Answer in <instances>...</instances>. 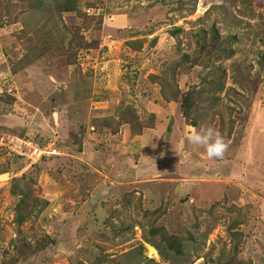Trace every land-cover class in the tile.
I'll use <instances>...</instances> for the list:
<instances>
[{
  "label": "rangeland",
  "instance_id": "obj_1",
  "mask_svg": "<svg viewBox=\"0 0 264 264\" xmlns=\"http://www.w3.org/2000/svg\"><path fill=\"white\" fill-rule=\"evenodd\" d=\"M58 2L0 0V135L61 152L23 175L0 149V264H264V0ZM198 87L196 106L217 101L195 126L182 95ZM201 125L222 157L188 141Z\"/></svg>",
  "mask_w": 264,
  "mask_h": 264
},
{
  "label": "trees",
  "instance_id": "obj_2",
  "mask_svg": "<svg viewBox=\"0 0 264 264\" xmlns=\"http://www.w3.org/2000/svg\"><path fill=\"white\" fill-rule=\"evenodd\" d=\"M40 3H41V1H40ZM42 5H43V3H42ZM56 9L61 11V12L62 11H72V10L77 11L78 10V8L76 6V0H64V2H58V4L56 3ZM177 30H182V28L179 27V28H177ZM205 32L209 33L207 30ZM229 38H230V40H236L237 39L235 37V35H231ZM200 41H202L201 48L202 47L203 48L209 47V49H208L209 51L217 50L219 45L222 42L221 41V37L218 35V31L216 29H213V31L211 32L210 36H206L205 35V36H202L200 40L198 39V42H200ZM209 43H211V44H209ZM223 50L226 51V54H229L230 52L231 53L233 52V49H230L229 52H228L226 47ZM40 52H43V50H41ZM35 54L37 56V52ZM188 59H190V55L189 54H183L182 60H180L179 62H175L172 65V67H170V68L173 69L174 71H176L177 68L182 64V62L186 61V60L188 61ZM222 73L225 74V70ZM153 77L157 78L159 76L156 74ZM172 80H173V77H171V78L167 77V78H165V80L163 82H160L161 89L162 90H164L165 88L169 89L171 87V84L169 83V81H172ZM221 88H222L221 79H218L217 82L215 83V85H213L208 90H210V91L212 90L213 91V90H217V89H221ZM203 90H204V87H202V88H199V87L198 88H192V89L188 90L184 95H182V99H183L182 100V106L184 105V108H183L184 109V116L190 118V116L192 115V112H193L194 113V117H193L194 121L191 124L195 125V126L198 124L199 121H201L202 119L205 118V115H207L205 110H209L208 108L210 107V105L212 106L217 101V97L216 96L208 95V96H206V99L209 101V106L204 105L202 108L196 106V100L203 99V94H202ZM163 95L166 98H169V99H171L173 101L174 100L177 101L180 98V96H181V88L179 87L178 84H176L175 87L172 88V92L167 94L166 92L163 91ZM227 108H228V112H229L228 115L230 117V132H231L232 126H233V122H234V120L232 119V116H233V113H234V108H233V106H227ZM218 111L220 113V120H221V127H222V126L225 125V121L226 120H225V117H224L223 113L220 110H218ZM215 112H217V111H215ZM119 113L121 114V118H122V120H124L125 123L138 122L136 118H133L130 115V112L128 110H120ZM138 123H140V122H138ZM8 133H10V132H8ZM12 134L19 135V136H23L24 135V134H20V133L19 134L12 133ZM2 135H0V137ZM25 136H27V135H25ZM27 137H29V136H27ZM38 142L39 143H45V142H42V141H39V140H38ZM0 149L5 154L8 153V154H11V155H15L16 158L21 160V162L19 163V167L16 168L15 170L16 171L23 170L24 171L23 175L29 168H31L33 166V165L30 166L29 164H27V162L29 160L25 156L9 152L6 148H3L1 146H0ZM6 171H8V170L7 169H1L0 170V174L4 173ZM16 171H12V172L10 171V172L13 174ZM15 193L19 194V191H15ZM21 220H23V218H21ZM233 225H236V223L232 224L231 227ZM164 237L167 240L168 249L172 250L174 253H176V255H180V254L182 256L185 255L182 239H180L179 236H174V235L167 236V235H164ZM154 245L158 248V250H159V252L161 254L167 253L166 252L167 250L162 249V246H160L158 244H154ZM229 261H230V259H229ZM229 261L227 262V264H230Z\"/></svg>",
  "mask_w": 264,
  "mask_h": 264
},
{
  "label": "built area",
  "instance_id": "obj_3",
  "mask_svg": "<svg viewBox=\"0 0 264 264\" xmlns=\"http://www.w3.org/2000/svg\"><path fill=\"white\" fill-rule=\"evenodd\" d=\"M55 140L39 143L37 140L26 136L4 134L0 137V145L9 152L23 155L29 160V165L45 157L60 154Z\"/></svg>",
  "mask_w": 264,
  "mask_h": 264
},
{
  "label": "clouds",
  "instance_id": "obj_4",
  "mask_svg": "<svg viewBox=\"0 0 264 264\" xmlns=\"http://www.w3.org/2000/svg\"><path fill=\"white\" fill-rule=\"evenodd\" d=\"M5 134H12V133H5ZM23 136H25V135H23ZM187 139L192 144L203 146L205 148V151H206L208 158L222 157L223 153L225 151V148H226V145H225L223 138L221 137L220 133L217 130L213 129L212 127H205V126L201 125L198 130L193 129L190 132V135L187 137ZM1 147H3V146H1ZM56 155H58V154H56ZM39 161L32 163L30 166L37 164ZM27 164H29V161L27 162Z\"/></svg>",
  "mask_w": 264,
  "mask_h": 264
},
{
  "label": "bare ground",
  "instance_id": "obj_5",
  "mask_svg": "<svg viewBox=\"0 0 264 264\" xmlns=\"http://www.w3.org/2000/svg\"><path fill=\"white\" fill-rule=\"evenodd\" d=\"M149 249H150V251H152V252H155V250H156L152 245H149Z\"/></svg>",
  "mask_w": 264,
  "mask_h": 264
}]
</instances>
